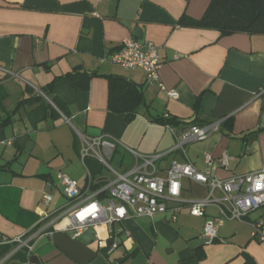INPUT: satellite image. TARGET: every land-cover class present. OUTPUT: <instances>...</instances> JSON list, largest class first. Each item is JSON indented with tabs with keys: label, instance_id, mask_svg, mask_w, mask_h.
Returning a JSON list of instances; mask_svg holds the SVG:
<instances>
[{
	"label": "crops",
	"instance_id": "0c3cea01",
	"mask_svg": "<svg viewBox=\"0 0 264 264\" xmlns=\"http://www.w3.org/2000/svg\"><path fill=\"white\" fill-rule=\"evenodd\" d=\"M210 1L0 0V264H264V241L252 238L264 208L243 221L221 220L217 240L204 245L203 226L218 209L209 205L195 217L178 203L152 218L125 220L129 235L120 236L111 254L105 226H95L89 241L72 239L67 219L31 253L10 254L11 240L30 232L42 211L65 206L57 173L80 189L88 185V172L91 189L110 176L97 160L81 161L83 137L116 140L111 161L123 169L132 159L122 146L150 155L175 144L165 125L151 121L155 116L166 114L181 129L220 121L216 133L187 145L185 156L176 152L162 160L160 176L171 160L188 161L220 180L264 168V35L221 36L180 23L200 20ZM136 27L138 42L157 48L163 89L146 82L138 68L102 60L123 40L137 39ZM69 74L76 77L65 79ZM119 79L142 95L129 122L109 106L110 84ZM207 154H226L227 165L207 167ZM180 186L185 202L208 195L206 186L187 178ZM45 193L52 195L47 207Z\"/></svg>",
	"mask_w": 264,
	"mask_h": 264
},
{
	"label": "built area",
	"instance_id": "2783aa9c",
	"mask_svg": "<svg viewBox=\"0 0 264 264\" xmlns=\"http://www.w3.org/2000/svg\"><path fill=\"white\" fill-rule=\"evenodd\" d=\"M102 60L110 61L123 69L138 68L144 72L146 82L155 83L163 89L159 79L160 58L157 48L151 43L123 40L116 51ZM169 95L176 97L173 92H169ZM164 116L167 117L166 114ZM219 126L220 121L203 125L190 124L182 129L165 125L175 137V144L164 152L150 155L140 154L122 146L123 151L132 159L131 165L123 169L109 163L120 145L116 140L104 136L81 138V161L84 163L88 157L97 160L110 176L95 189H91L92 178L87 170L88 185L80 189L75 180L63 173H57L61 194L66 199L65 206L53 212L46 209L42 211L38 224L30 232L11 240L14 247L10 254L20 250L31 253L34 244L42 237H50L56 231V224L63 219L70 223L68 230L72 239H80L84 232L94 229L95 226H105L110 240L106 254H111L117 249L120 236L129 235L122 227L125 220L138 217L152 218L164 214L172 203H178V206L185 205L195 217L203 216L207 206H215L218 209V217L207 221L202 231L204 245L213 243L218 238L217 224L221 220L243 221L251 212L264 208V168L220 180L197 170L188 161L179 163L171 160L163 169L164 176H160L162 169L159 164L176 152L185 156L187 145L205 140L216 133ZM228 159L226 154L218 159L209 154L204 156L207 167L214 163L225 167ZM182 178L206 186L208 188L206 198L189 202L180 200ZM215 191L220 192V198L213 196ZM41 201L45 207L49 206L52 195L43 194ZM252 238L264 241V214L253 224Z\"/></svg>",
	"mask_w": 264,
	"mask_h": 264
},
{
	"label": "trees",
	"instance_id": "16d2710c",
	"mask_svg": "<svg viewBox=\"0 0 264 264\" xmlns=\"http://www.w3.org/2000/svg\"><path fill=\"white\" fill-rule=\"evenodd\" d=\"M183 25L213 29L221 36L234 33L264 35V0H211L200 20L183 18ZM76 74L64 78L72 80ZM120 83L110 84L109 106L115 112H125L129 122L143 105L141 91L131 83L119 79ZM52 84L49 86L51 88ZM153 122L177 126V121L167 115L155 116ZM116 150L114 157L116 156ZM117 157V156H116ZM88 161H86L87 163Z\"/></svg>",
	"mask_w": 264,
	"mask_h": 264
},
{
	"label": "water",
	"instance_id": "95a60500",
	"mask_svg": "<svg viewBox=\"0 0 264 264\" xmlns=\"http://www.w3.org/2000/svg\"><path fill=\"white\" fill-rule=\"evenodd\" d=\"M134 32H135L134 37H137V39H135V40L139 41L141 39L140 29L136 27V28H134ZM172 205H173V203L170 204V206H172ZM94 233H95V230L93 228L88 229L86 232H84L83 239L89 241Z\"/></svg>",
	"mask_w": 264,
	"mask_h": 264
},
{
	"label": "rangeland",
	"instance_id": "374dc122",
	"mask_svg": "<svg viewBox=\"0 0 264 264\" xmlns=\"http://www.w3.org/2000/svg\"><path fill=\"white\" fill-rule=\"evenodd\" d=\"M114 159H115V161H116V157H114ZM112 166L114 165V161H111V162H109ZM81 168V167H80ZM80 172H81V169H80ZM107 172V171H106ZM106 172L104 173V174H106ZM82 173H83V171H82ZM107 174L109 175V173L107 172Z\"/></svg>",
	"mask_w": 264,
	"mask_h": 264
}]
</instances>
